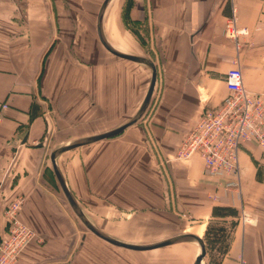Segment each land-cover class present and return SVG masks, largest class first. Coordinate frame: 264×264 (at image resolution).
<instances>
[{"label":"crops","instance_id":"obj_1","mask_svg":"<svg viewBox=\"0 0 264 264\" xmlns=\"http://www.w3.org/2000/svg\"><path fill=\"white\" fill-rule=\"evenodd\" d=\"M101 1L0 0V239L7 231L3 211L16 198L22 201L18 219L45 239L41 246L29 244L16 264H60L75 241L74 223L48 164L50 143L63 135L102 133L96 131L101 118L132 117L148 86L145 66L112 61L97 47L90 23ZM128 5L129 20L145 27L144 48L122 39L115 46L112 10L103 32L115 48L152 61L151 101L142 118L118 136L58 156L68 188L84 213L97 207L120 222L126 215L128 228L140 219L160 225L186 218L191 234L202 237L209 224L222 226L223 241L212 248L205 242L207 264H264V149L251 142L240 147L234 187L208 175L198 157H175L202 110L217 108L227 96L228 69L240 68L247 93L264 94V0H128ZM232 15L237 28L247 31L237 46L224 32ZM107 60L118 66H101ZM215 207L236 213L215 215ZM242 212L249 222L239 221ZM183 252L180 257L190 262Z\"/></svg>","mask_w":264,"mask_h":264},{"label":"built area","instance_id":"obj_2","mask_svg":"<svg viewBox=\"0 0 264 264\" xmlns=\"http://www.w3.org/2000/svg\"><path fill=\"white\" fill-rule=\"evenodd\" d=\"M226 37L235 41L247 34L236 26L234 15L224 27ZM227 96L217 108L203 109L189 130L182 136L176 158L187 160L198 157L215 179H226L228 187L239 180L238 152L245 143H255L264 149V94L252 95L245 91L239 67L224 74ZM2 109L7 106L3 104ZM20 203L10 204L3 211L7 221L6 236L0 239V264H13L21 249L31 238V232L17 219ZM242 223L249 222L243 212Z\"/></svg>","mask_w":264,"mask_h":264},{"label":"rangeland","instance_id":"obj_3","mask_svg":"<svg viewBox=\"0 0 264 264\" xmlns=\"http://www.w3.org/2000/svg\"><path fill=\"white\" fill-rule=\"evenodd\" d=\"M101 3L94 7L95 12L91 19L90 31L92 32V35L95 36V42H96L97 47H99L107 55V57H111L109 59H113L112 61L119 62L122 60L109 55L99 44L97 37H96L95 20H96L97 11ZM128 7H129L128 0L124 2H122V0H114L108 6L107 12L104 15L105 20H106L107 15L109 14V11L112 10L111 13L114 12L113 15H110L112 16L113 21H114L113 26L111 27V33H113V35L115 36L113 37V39L115 40L114 44L116 47H120V45L123 44L122 41L124 40V42L128 44H130V42L133 44L137 42V44L141 46V48H144V46L147 44L145 27L142 26V24L141 25L134 24L131 22V20H129V17L127 15ZM81 12L84 13L83 10H81ZM81 24L86 26L85 27L86 30L87 28L89 29V27L85 25V22ZM47 54L48 52H46L45 57L47 56ZM68 56L71 58L73 56L71 46L69 47ZM113 65L118 66V64H113L110 60H107V62H102L101 66H104L106 68H112ZM129 105H130V102H129ZM129 118L130 117L128 118L127 117L126 118L113 117V118H108V119L106 118L98 119L96 131H100V132L108 131L110 129H113L121 125L122 123L127 121ZM79 138H82V137H78L77 135L74 136L71 134L63 135V139L61 138V141L57 140L56 142L50 143L48 153L50 154V151H53L55 148L63 144H66L68 142H71L73 140L79 139ZM80 148L81 147L76 148V149H80ZM66 155H69V153L63 154L62 158L64 159ZM176 155H177V152L175 154V157ZM62 158H58V161H57L60 166H62L64 162L63 160H61ZM48 164L51 167L50 161H48ZM15 202L20 203L19 208H21L22 206L21 199L16 198L15 200L11 201L12 204H14ZM11 203H9V205ZM64 203L68 209L67 213L69 214L71 220L74 223V233L76 237H75V241L73 243L72 249L69 252V255L66 256V258L60 264H185L187 260L185 259V257L183 258L180 257L179 251L181 252L185 251V253L184 252L183 253L187 255L188 250L192 251L191 254L188 253V256L190 255L192 257V260L186 264H192L193 259L195 258L194 255H196V253L199 252V249L191 243L169 246V247L159 249L156 251H152V252H133V251L125 250L122 248L114 247L106 242L101 241L96 236H94L92 233L87 231L86 228L82 225V223L75 216V214L72 212L65 198H64ZM9 205H7L6 207H8ZM90 208L91 209H89L87 213L88 216H90L91 218L89 220H91L92 223L97 228L102 227L103 229L101 230L107 233L108 235H110L111 237H114L118 240L125 241L128 243L148 244V243H153L160 239L173 237L181 233H186V232L193 233L192 227H191L193 225L192 222H190V220L188 219L185 220L186 218H183V217H182L183 220L176 222V224L172 222H163L160 225H158L156 220L154 219H152L150 224H147L148 220H146L143 223L142 219H140L138 220L139 222L138 225H135V221L131 220L132 222L130 226L128 225L129 226L128 228L127 225H125L126 215L124 216V220L120 222L118 217L106 218V216L104 215V211H100L99 208L97 207L95 209H93L92 207ZM129 217L130 215L128 216V218ZM238 218L240 221V216ZM17 219H18V213H17ZM209 225H213V224L211 223ZM29 231L31 232V238L29 239L28 243L21 249L19 255L29 244H35L37 246H41L45 243V239L41 235H39L38 233H36L35 231L31 229H29ZM201 238L205 242L204 235ZM19 255L13 264L17 263L19 259ZM202 264H207L206 258L203 259Z\"/></svg>","mask_w":264,"mask_h":264},{"label":"water","instance_id":"obj_4","mask_svg":"<svg viewBox=\"0 0 264 264\" xmlns=\"http://www.w3.org/2000/svg\"><path fill=\"white\" fill-rule=\"evenodd\" d=\"M111 2H113V0H103L97 11L96 20H95V33H96L97 40L99 44L102 46V48L112 57H115L123 61H128L131 63L143 65L149 70V82H148L145 95L142 99V102L139 108L134 113V115L130 117L127 121L122 123L121 125L113 129H110L108 131L102 132V133H98V134H94V135H90L87 137H82V138L73 140L51 151L49 154V161H50L51 168L53 170L55 179L61 189V192L63 193V196L65 200L67 201V204L69 205L70 209L75 214V216L78 218V220L82 223V225L86 228V230L92 233L97 238L101 239L102 241L114 247L122 248V249L133 251V252H152V251L163 249L169 246L191 243L200 249V253L196 255V257L193 259L192 264H202L203 259L206 257V254H207V247L203 239L201 237H198L197 235H194L191 233L178 234L176 236L171 237V238L181 239V241L175 242V243L165 242V243L134 244V243H128L125 241L118 240L114 237H111L110 235L103 232L101 229L97 228L89 220V218L86 216L84 211L81 209V207L77 203L76 199L74 198L70 189L68 188L65 182V179L63 175L61 174V171L59 170L57 166V158L59 155L67 151L74 150L79 147L87 146V145H90V144H93V143H96L102 140L113 138L121 134L125 129L136 124L141 119V117L144 115L146 110L148 109V106L151 101V96L154 91V86H155V81H156V70H155V66L153 65L152 61L143 55H133V54L123 52L113 47L105 38V35L103 33V19H104L105 12L108 6L111 4Z\"/></svg>","mask_w":264,"mask_h":264},{"label":"trees","instance_id":"obj_5","mask_svg":"<svg viewBox=\"0 0 264 264\" xmlns=\"http://www.w3.org/2000/svg\"><path fill=\"white\" fill-rule=\"evenodd\" d=\"M213 214L217 215H234L236 211L229 207H215L213 208ZM227 236L226 230L222 226L208 225L204 232V240L209 248H212V243L219 240H224ZM222 243V242H220ZM223 248V252L226 249V245L219 246ZM222 252V251H221Z\"/></svg>","mask_w":264,"mask_h":264},{"label":"bare ground","instance_id":"obj_6","mask_svg":"<svg viewBox=\"0 0 264 264\" xmlns=\"http://www.w3.org/2000/svg\"><path fill=\"white\" fill-rule=\"evenodd\" d=\"M104 33V32H103ZM106 38V37H105ZM108 41V40H107ZM114 47V46H113ZM199 237V236H198ZM181 241V239H178V238H167V239H164V240H161V241H157V242H154V243H165V242H179ZM198 248V247H197ZM199 249V248H198ZM200 253V249H199V252H197L196 255H198ZM196 257V256H195Z\"/></svg>","mask_w":264,"mask_h":264}]
</instances>
